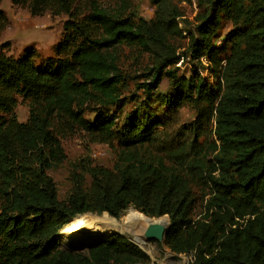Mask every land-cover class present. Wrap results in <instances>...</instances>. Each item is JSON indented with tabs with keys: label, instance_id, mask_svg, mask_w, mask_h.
I'll use <instances>...</instances> for the list:
<instances>
[{
	"label": "trees",
	"instance_id": "trees-1",
	"mask_svg": "<svg viewBox=\"0 0 264 264\" xmlns=\"http://www.w3.org/2000/svg\"><path fill=\"white\" fill-rule=\"evenodd\" d=\"M9 1L67 19L53 57L41 60L34 47L13 57L0 46V264H149L119 234L87 252L60 246L72 219H119L131 206L167 216L165 244L192 264H264V0H200L183 59L173 40L183 37L179 5L190 0H150L151 20L134 0ZM8 24L0 10V32ZM135 54L153 61L140 91L152 95L165 77L176 90L165 122L146 112L120 125L108 112L121 109L123 68ZM182 60L190 76H179ZM186 106L195 118L173 136L169 121ZM78 133L123 154L112 169L74 174L60 201L49 172L67 160L62 141ZM155 145L166 146L164 156L151 154Z\"/></svg>",
	"mask_w": 264,
	"mask_h": 264
},
{
	"label": "rangeland",
	"instance_id": "rangeland-1",
	"mask_svg": "<svg viewBox=\"0 0 264 264\" xmlns=\"http://www.w3.org/2000/svg\"><path fill=\"white\" fill-rule=\"evenodd\" d=\"M199 2L200 0H190V2L181 3L179 5L182 17L178 18L177 22L179 29L182 30L183 37H177L173 40L177 56L182 57V55L186 52L188 47L187 36L193 31L196 25V17L201 10ZM132 6L137 11L138 16L144 18L145 20H151L155 17L156 7L150 2V0H134ZM0 10L4 12L9 20L8 26L4 31L0 32V43L9 45V47L5 49L7 55L18 57L25 50L34 47L42 54L40 55L41 60L54 56V49L62 39L63 24L67 19L66 16L53 17L51 14L45 13L43 16L35 17L30 14L27 8L12 6L9 0L2 1ZM228 30L229 25L226 24L222 29L223 34L227 33ZM177 67L179 76H190L192 74L191 66H189L187 60L180 61ZM152 68L153 61L148 55L140 57L135 54L128 58L127 63L123 68L124 73L128 76V79L122 88V99L120 103L121 109L113 108L108 111L110 114L116 112L120 115V125H122L124 121L125 123L126 121L128 122V120L136 114L142 118L146 112H150L151 115L154 116V119L161 120L162 122H165L170 118L169 109H167L164 102L166 99L173 97L176 90L172 87L171 81L168 77L163 78L159 89L152 95H146L138 89L139 86L145 83V77L152 70ZM15 113L19 122L25 123L27 121L29 112L27 107L23 105L21 101H19V105ZM194 118L195 113L191 108L188 106L182 108L174 116V118L169 121L171 126H173V129L170 131L173 133L172 135L174 136L175 133H177L183 126L190 125ZM213 127H215V124H213ZM170 132L167 134L171 135ZM200 142H202V139ZM211 142H213L212 137L209 138V143ZM62 146L67 156V160L64 164L49 172V176L56 183L58 198L60 201H64L70 194L73 188L72 179L75 177L73 176L74 174L76 176L81 175L88 166H98L112 169L119 156H122L123 154V151L116 144L113 147H110L103 144L91 143L82 133H78L64 139L62 141ZM166 150L167 148L164 145H155L154 150L151 149V154L154 153L159 156H164L163 154ZM84 183L86 185H90V177L88 175H85ZM129 208L145 215L133 206ZM129 208H127V210H130ZM122 214L119 219L112 218L108 214L100 216L106 217L107 220L108 218H112L119 221ZM86 215H95L100 217L95 213H87ZM145 216L152 221L159 219L162 220V222L166 223V227L169 225V218L167 216L161 218L150 217L147 215ZM86 219L90 218L86 217ZM89 223L93 222L89 221ZM121 223L123 224V221H121ZM119 229L123 230L124 225H122ZM62 230L59 233L60 246L63 249L73 252L74 250L72 247L69 248L66 243L61 242V238H66L61 233ZM111 232L112 233L110 234H119L127 238L130 242L138 246L145 254L148 253L147 255L151 259L149 264H192L191 256L173 254L165 244V241L148 242L151 247L149 253L143 250L141 248L142 246L140 247L134 241L132 234H122L118 231ZM73 238L75 240H81L77 237ZM82 239L89 241L88 236H84ZM99 241L100 240H96L94 243ZM81 252H87V250Z\"/></svg>",
	"mask_w": 264,
	"mask_h": 264
},
{
	"label": "bare ground",
	"instance_id": "bare-ground-1",
	"mask_svg": "<svg viewBox=\"0 0 264 264\" xmlns=\"http://www.w3.org/2000/svg\"><path fill=\"white\" fill-rule=\"evenodd\" d=\"M86 217L90 219H86ZM89 221H92L93 223H89ZM121 221H123V224ZM159 221L160 219L152 221L142 213H139L133 209L125 211L119 221L112 218H108L107 220L106 217L85 214L84 216L72 219L70 223L63 228L61 233L66 238H61V242L66 243L69 248H73L74 245H90L96 240H100L105 234L111 233V231H118L122 234H132L134 241L140 247L142 246L141 248L143 250L149 252L151 247L142 235V228L148 226L151 223H156ZM122 225H124V229L120 230L119 228ZM84 236H88L89 241L82 239ZM73 237H77L81 240H75Z\"/></svg>",
	"mask_w": 264,
	"mask_h": 264
},
{
	"label": "water",
	"instance_id": "water-1",
	"mask_svg": "<svg viewBox=\"0 0 264 264\" xmlns=\"http://www.w3.org/2000/svg\"><path fill=\"white\" fill-rule=\"evenodd\" d=\"M80 216H84V215H80ZM78 216V217H80ZM93 216V215H91ZM95 216V215H94ZM166 223L162 222V220H160L159 222H154L149 224L146 227L142 228V235L143 237L147 240V242L150 241H157V242H163L165 239V234H166ZM97 242L93 243V244H88V245H82V246H75L72 248L74 251L73 252H81V251H85V250H91L93 248H95L97 246Z\"/></svg>",
	"mask_w": 264,
	"mask_h": 264
},
{
	"label": "crops",
	"instance_id": "crops-1",
	"mask_svg": "<svg viewBox=\"0 0 264 264\" xmlns=\"http://www.w3.org/2000/svg\"><path fill=\"white\" fill-rule=\"evenodd\" d=\"M2 44H3V43H0V45H2ZM36 50H37V49H36ZM37 52H38L39 55H42L38 50H37Z\"/></svg>",
	"mask_w": 264,
	"mask_h": 264
},
{
	"label": "built area",
	"instance_id": "built-area-1",
	"mask_svg": "<svg viewBox=\"0 0 264 264\" xmlns=\"http://www.w3.org/2000/svg\"><path fill=\"white\" fill-rule=\"evenodd\" d=\"M188 256H191L192 257V262H193V256L192 255H188Z\"/></svg>",
	"mask_w": 264,
	"mask_h": 264
}]
</instances>
